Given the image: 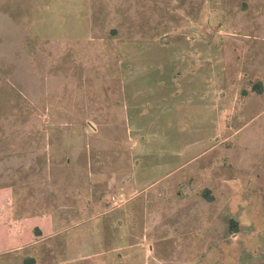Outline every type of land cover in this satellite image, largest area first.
Instances as JSON below:
<instances>
[{"label": "rangeland", "instance_id": "1", "mask_svg": "<svg viewBox=\"0 0 264 264\" xmlns=\"http://www.w3.org/2000/svg\"><path fill=\"white\" fill-rule=\"evenodd\" d=\"M0 264H264V0H0Z\"/></svg>", "mask_w": 264, "mask_h": 264}]
</instances>
